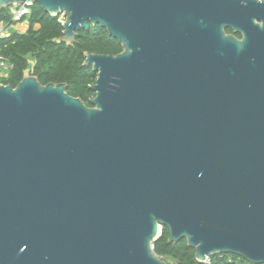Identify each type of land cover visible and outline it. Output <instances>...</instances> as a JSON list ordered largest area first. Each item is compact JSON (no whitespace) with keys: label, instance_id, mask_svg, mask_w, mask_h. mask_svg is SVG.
<instances>
[{"label":"water","instance_id":"1","mask_svg":"<svg viewBox=\"0 0 264 264\" xmlns=\"http://www.w3.org/2000/svg\"><path fill=\"white\" fill-rule=\"evenodd\" d=\"M36 2L64 14L60 41L98 24L122 51L83 53L91 106L32 74L0 83V264H169L163 226L199 262L264 264V0L0 9Z\"/></svg>","mask_w":264,"mask_h":264},{"label":"trees","instance_id":"2","mask_svg":"<svg viewBox=\"0 0 264 264\" xmlns=\"http://www.w3.org/2000/svg\"><path fill=\"white\" fill-rule=\"evenodd\" d=\"M29 7L25 31L13 32L0 39V52L13 62L8 76L1 77L0 82L15 86L28 71L41 84L66 83L69 95L79 97L91 106L89 99L94 96V91L90 85L96 79V71L90 65L82 64L83 53L117 54L122 51L120 43L96 24L88 29H77L74 41L68 45L59 40L63 30L60 14L44 12L37 2ZM0 19H9L8 7L0 9ZM168 237V228L163 226L153 247L169 264H259L233 253H216L207 261L199 262L194 256V248L189 247L184 238L169 242Z\"/></svg>","mask_w":264,"mask_h":264},{"label":"built area","instance_id":"3","mask_svg":"<svg viewBox=\"0 0 264 264\" xmlns=\"http://www.w3.org/2000/svg\"><path fill=\"white\" fill-rule=\"evenodd\" d=\"M30 7L26 4H14L8 7V20L0 19V39L9 36L13 32H23L27 27V17ZM63 16V18H62ZM64 14L61 13L59 21L62 22ZM13 67V62L0 52V74L1 77L8 76ZM29 74L28 71L25 75ZM2 83V82H0ZM208 259V258H207ZM207 259L205 261H207Z\"/></svg>","mask_w":264,"mask_h":264},{"label":"flooded vegetation","instance_id":"4","mask_svg":"<svg viewBox=\"0 0 264 264\" xmlns=\"http://www.w3.org/2000/svg\"><path fill=\"white\" fill-rule=\"evenodd\" d=\"M229 30H230L229 28H225V31H226V32H230V31H231V30H230V31H229ZM231 32H232V31H231ZM235 35H236L237 37H240V34H238V33H235Z\"/></svg>","mask_w":264,"mask_h":264},{"label":"rangeland","instance_id":"5","mask_svg":"<svg viewBox=\"0 0 264 264\" xmlns=\"http://www.w3.org/2000/svg\"><path fill=\"white\" fill-rule=\"evenodd\" d=\"M62 18H63V16H62ZM0 78H1V74H0Z\"/></svg>","mask_w":264,"mask_h":264}]
</instances>
